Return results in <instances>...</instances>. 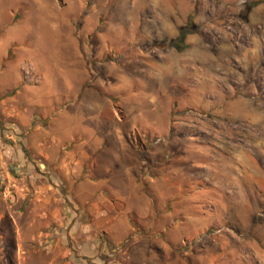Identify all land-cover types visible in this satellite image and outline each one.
Listing matches in <instances>:
<instances>
[{
  "label": "rangeland",
  "instance_id": "rangeland-1",
  "mask_svg": "<svg viewBox=\"0 0 264 264\" xmlns=\"http://www.w3.org/2000/svg\"><path fill=\"white\" fill-rule=\"evenodd\" d=\"M0 45L2 143L14 107L77 139L111 124L179 227L130 238L157 264H264V0H0ZM0 156V264H62L66 193Z\"/></svg>",
  "mask_w": 264,
  "mask_h": 264
},
{
  "label": "crops",
  "instance_id": "crops-1",
  "mask_svg": "<svg viewBox=\"0 0 264 264\" xmlns=\"http://www.w3.org/2000/svg\"><path fill=\"white\" fill-rule=\"evenodd\" d=\"M101 103H95L93 110L109 108ZM8 113L24 133L18 144L5 145L0 140L2 156L6 161L13 160L16 169L25 175L37 171L35 175L48 177L50 184L43 185L44 191L52 188L66 193L67 202L63 199V205L72 215L66 216L64 225L69 224V218L73 223L67 234L57 230L60 234L55 236L57 231H53L50 239L59 238L65 245L72 243L69 248L65 246L62 264H157L156 255L168 254L167 248L159 251L151 248L150 243L148 247L147 242L130 239L136 231L153 235L154 239L181 237L175 234L178 224L165 212L163 204L167 198H154L155 182L152 177L143 176L145 171L131 139L112 130L106 134L104 131L111 128L110 123L104 131L99 128L105 139H77L86 133L79 131L73 132V137L67 136L70 132L65 124L70 120L55 122L52 118L45 123L37 118L31 128V116L24 115L17 107ZM101 114L94 118L96 124L100 123ZM111 114L117 123L118 117ZM108 135L116 139H106ZM120 191L125 195L118 194ZM118 246L121 248L115 251Z\"/></svg>",
  "mask_w": 264,
  "mask_h": 264
},
{
  "label": "trees",
  "instance_id": "trees-1",
  "mask_svg": "<svg viewBox=\"0 0 264 264\" xmlns=\"http://www.w3.org/2000/svg\"><path fill=\"white\" fill-rule=\"evenodd\" d=\"M186 31H187V27L186 26L180 27L179 28V35L180 36L184 35L186 33Z\"/></svg>",
  "mask_w": 264,
  "mask_h": 264
},
{
  "label": "built area",
  "instance_id": "built-area-1",
  "mask_svg": "<svg viewBox=\"0 0 264 264\" xmlns=\"http://www.w3.org/2000/svg\"><path fill=\"white\" fill-rule=\"evenodd\" d=\"M120 248V247H119ZM119 248L117 247V248H115V250H119Z\"/></svg>",
  "mask_w": 264,
  "mask_h": 264
}]
</instances>
